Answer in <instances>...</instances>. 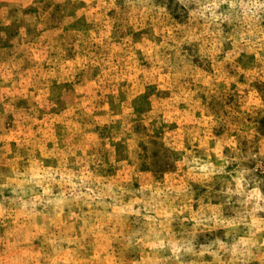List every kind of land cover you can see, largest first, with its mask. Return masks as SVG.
Instances as JSON below:
<instances>
[{
	"label": "rangeland",
	"instance_id": "1",
	"mask_svg": "<svg viewBox=\"0 0 264 264\" xmlns=\"http://www.w3.org/2000/svg\"><path fill=\"white\" fill-rule=\"evenodd\" d=\"M0 264H264V0H0Z\"/></svg>",
	"mask_w": 264,
	"mask_h": 264
}]
</instances>
